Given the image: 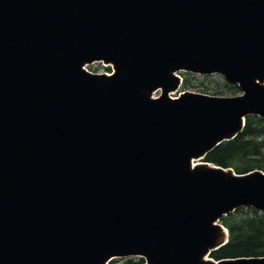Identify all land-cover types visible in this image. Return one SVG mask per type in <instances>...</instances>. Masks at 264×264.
<instances>
[{"label": "water", "instance_id": "obj_1", "mask_svg": "<svg viewBox=\"0 0 264 264\" xmlns=\"http://www.w3.org/2000/svg\"><path fill=\"white\" fill-rule=\"evenodd\" d=\"M182 71L242 94L174 98ZM251 115L264 0H0V264H264L209 259L264 212L262 170L204 161Z\"/></svg>", "mask_w": 264, "mask_h": 264}, {"label": "trees", "instance_id": "obj_2", "mask_svg": "<svg viewBox=\"0 0 264 264\" xmlns=\"http://www.w3.org/2000/svg\"><path fill=\"white\" fill-rule=\"evenodd\" d=\"M190 79H183V88ZM226 87L239 90L238 86ZM237 95V93L235 94ZM223 168H233L238 174L253 170L264 172V119L247 116L243 132L210 152L205 160ZM229 232V242L211 257L216 261L229 258L264 257V212L251 207H241L221 220ZM115 264V262H111ZM126 264H144L143 258L129 259Z\"/></svg>", "mask_w": 264, "mask_h": 264}, {"label": "rangeland", "instance_id": "obj_3", "mask_svg": "<svg viewBox=\"0 0 264 264\" xmlns=\"http://www.w3.org/2000/svg\"><path fill=\"white\" fill-rule=\"evenodd\" d=\"M88 70L94 73H104L107 72L105 67L102 63H95L92 65H89ZM182 79L189 78L190 79V85L187 88L181 87L180 90L177 93H173L172 97H178L180 93L184 91H190L194 93H201L206 94L210 96H222V97H233L238 96L242 94V91L240 90H230L226 87L227 81L223 76L220 74H213V75H200V74H192L187 72H178L177 73ZM229 86H236L227 83ZM237 93V95H235ZM161 94V91H157L154 93V97H159ZM246 208V207H245ZM137 257L132 258H117L112 260L111 262H115V264H126V262L129 259H136ZM209 259L215 260L214 258L209 256ZM111 262L109 264H111Z\"/></svg>", "mask_w": 264, "mask_h": 264}, {"label": "built area", "instance_id": "obj_4", "mask_svg": "<svg viewBox=\"0 0 264 264\" xmlns=\"http://www.w3.org/2000/svg\"><path fill=\"white\" fill-rule=\"evenodd\" d=\"M87 67H88V66H87ZM87 67H86V68H87ZM113 72H114V71L111 70L110 72H105V73L108 74V75H111V74H113Z\"/></svg>", "mask_w": 264, "mask_h": 264}]
</instances>
